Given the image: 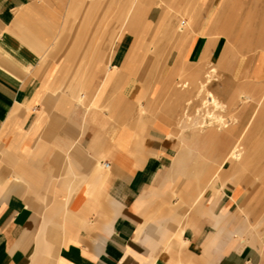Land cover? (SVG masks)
Segmentation results:
<instances>
[{
  "label": "crops",
  "instance_id": "crops-1",
  "mask_svg": "<svg viewBox=\"0 0 264 264\" xmlns=\"http://www.w3.org/2000/svg\"><path fill=\"white\" fill-rule=\"evenodd\" d=\"M222 2L0 0V264H264V103L244 140L258 181L188 176L177 125L176 84L232 38L213 35ZM191 137L224 170L234 131Z\"/></svg>",
  "mask_w": 264,
  "mask_h": 264
},
{
  "label": "rangeland",
  "instance_id": "rangeland-1",
  "mask_svg": "<svg viewBox=\"0 0 264 264\" xmlns=\"http://www.w3.org/2000/svg\"><path fill=\"white\" fill-rule=\"evenodd\" d=\"M257 1L223 0L220 12L224 11L228 16L224 17V22L218 26L220 31L214 32L213 35L217 38L220 34L225 33L223 35H227L231 30H234L231 33L232 38L227 41L224 52L219 60L204 64L201 78L199 77L194 83L188 80H180L176 84L178 90L182 89V91L186 92L185 104L181 108L180 119L177 125H179L181 131H186L188 134V150L190 149V151L187 158H192V166L194 164L199 166V168H189L188 172L190 173H188V176H202L204 182H207L209 175H212L214 172L216 174L218 172L217 176L219 178L223 177V181H231L235 180V178L240 181L244 176L259 180V170L256 168L258 153H246L244 151L245 133L253 132L256 118H258L260 108L262 107V104L259 106L257 102L261 101V103H264L262 102L264 101V88H256L248 72L250 65L255 62L260 49H264V0ZM217 3L219 4V2ZM194 11H196L199 18L202 17V20L205 18V23H208L210 16L216 11V7L210 11L200 8L193 9ZM222 31L224 32L221 33ZM207 91L212 92L221 104L217 107L214 105L204 107L203 101L206 98ZM238 95L249 96L246 104L242 105L240 103L241 99H239ZM207 116L211 118L209 119ZM254 117L255 120H253ZM211 120L215 121V123ZM204 122H211V125L215 124V126L212 125L213 127L218 126L216 125L217 123L220 125L222 122V127L225 125L223 128H228L229 131L233 129L231 132L234 131V142L231 147L235 143L239 144L238 149L241 151L240 159L235 160L234 156H228L230 147L220 161V165L225 162L224 170L219 169L218 163H210V158L206 156L210 144L204 143V140H202V144L190 141V138L193 139L191 134L199 132L200 128L198 126L201 123L205 124ZM201 129L204 130V128ZM199 154H202V158L198 156ZM209 163L210 165L213 164L212 168L207 167ZM228 163L230 165L233 164L232 166L234 167H232V173L229 170L227 174ZM205 185L203 184L202 186L204 189L203 195L209 190ZM257 202L254 203V206ZM250 219L251 226L249 228L253 239L252 244L264 255V214L259 217L253 216Z\"/></svg>",
  "mask_w": 264,
  "mask_h": 264
},
{
  "label": "bare ground",
  "instance_id": "bare-ground-1",
  "mask_svg": "<svg viewBox=\"0 0 264 264\" xmlns=\"http://www.w3.org/2000/svg\"><path fill=\"white\" fill-rule=\"evenodd\" d=\"M251 1V0H250ZM257 1V0H256ZM259 1V0H258ZM257 1V2H258ZM241 4V3H240ZM260 4V3H259ZM255 8V7H254ZM250 10V9H249ZM260 10V9H259ZM250 12V11H249ZM241 13H242V11H241ZM170 16V15H169ZM219 16V17H218ZM218 16H217V22H219V25L220 24H222L223 22H224V20H225V18L224 17H227L228 16V14H225V12L224 11H222V12H220L219 14H218ZM252 16V15H251ZM241 17V16H240ZM231 18V17H230ZM243 18V17H242ZM224 19V20H223ZM167 21H169V20H167ZM167 23V22H166ZM165 23V24H166ZM167 25V24H166ZM221 27V26H220ZM226 27V26H225ZM224 27V28H225ZM224 31H222L221 33H223ZM210 33V32H209ZM212 33V32H211ZM210 33V34H211ZM209 34V35H210ZM223 34H225V33H223ZM206 36V35H205ZM213 36V35H212ZM219 37V36H218ZM204 53V52H203ZM207 59V58H206ZM209 59V58H208ZM207 59V60H208ZM261 60H264V56H261ZM214 70V69H213ZM198 77V76H197ZM208 77V76H207ZM201 78V77H200ZM203 79V78H202ZM196 80H198V79H196ZM208 82H209V79H208ZM200 83V82H199ZM207 83V82H206ZM205 83V84H206ZM196 84V83H195ZM204 87H205V85H204ZM203 87V88H204ZM194 88H195V86H194ZM202 88V87H201ZM193 90V89H192ZM191 90V91H192ZM196 90H197V88H196ZM194 91V90H193ZM196 94V93H195ZM233 94V93H232ZM235 96V95H234ZM204 97V96H203ZM238 97H239V99H241V102L240 103H242V105H244V104H246V101H247V99H249V96L247 95V96H240V95H238ZM237 97V98H238ZM186 98V97H185ZM243 98V99H242ZM204 99V98H203ZM232 99V98H231ZM219 104H221V103H219V101H217V99L215 98V96H214V94L212 93V92H210V91H207L206 92V98L204 99V101H203V105H204V107H208L209 105H214V106H218ZM227 104V103H226ZM250 104V103H249ZM257 104L260 106L261 105V102H257ZM252 105V104H251ZM258 107V106H257ZM248 108L250 109V107L248 106ZM247 108V109H248ZM210 116V115H209ZM208 117V116H207ZM209 118V117H208ZM211 118V117H210ZM209 118V119H210ZM213 118V117H212ZM208 121V120H207ZM212 121V120H211ZM217 121V120H216ZM213 122V121H212ZM218 122V121H217ZM205 123V122H204ZM211 122H207V123H205V124H200L199 126H198V128H200V130H199V132H196V133H193V137H195V136H200L201 134L204 136V137H211V135L212 134H216V133H225V134H228V133H230L233 129H231L230 131H229V129L227 128H223V127H225V125L222 127V122L220 123V125H219V123H217L216 125H218V126H216V127H213V126H215V124H210ZM213 123H215V121L213 122ZM258 126V125H257ZM234 127V126H233ZM201 128H204V130L203 129H201ZM194 129V128H193ZM198 130H196V131H198ZM238 143H235L234 145H233V147H231V149H230V151L228 152V156H234V159L235 160H239L240 159V154H241V151H239V149H238ZM232 158V157H231ZM233 159V158H232ZM221 168V167H220Z\"/></svg>",
  "mask_w": 264,
  "mask_h": 264
},
{
  "label": "built area",
  "instance_id": "built-area-1",
  "mask_svg": "<svg viewBox=\"0 0 264 264\" xmlns=\"http://www.w3.org/2000/svg\"><path fill=\"white\" fill-rule=\"evenodd\" d=\"M181 23H183V21ZM103 166L104 167H107L108 166V163H103Z\"/></svg>",
  "mask_w": 264,
  "mask_h": 264
}]
</instances>
